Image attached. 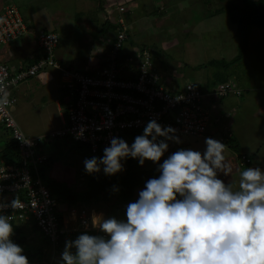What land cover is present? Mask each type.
<instances>
[{"label":"clouds","instance_id":"clouds-1","mask_svg":"<svg viewBox=\"0 0 264 264\" xmlns=\"http://www.w3.org/2000/svg\"><path fill=\"white\" fill-rule=\"evenodd\" d=\"M121 5L124 6L123 3ZM122 14L128 16L126 7ZM115 30L111 33L113 38ZM104 58L98 66L102 65ZM56 70L60 73L59 69ZM60 79L62 83L61 73ZM229 81L241 94L242 89L234 79L218 82L210 89L189 81L203 94L201 105L209 112L208 127L212 124L220 131L214 136L208 133L207 127V132L200 136L210 137L205 139L206 149L203 152L181 148L159 163L169 148L166 141L181 143L179 137L192 136L176 134V129L162 127L153 119L131 145L122 138L114 137L110 146L104 148L102 157L84 161L88 174L99 173L102 168L103 173L110 176L123 171L122 161L129 157L138 159L141 166L148 160L158 164L159 175L149 178L138 191V198L126 205V218L94 213L92 227L101 234L85 231L74 240L65 241L59 264H264V170L247 167L239 173L238 183L235 184L225 183L219 178L220 173L230 176L232 172L225 153L227 140L232 139L234 133L231 130L232 136L220 142L218 137L224 135L221 126L213 123L214 116L204 104V99L214 104L224 98L205 94ZM230 95L235 94L225 97ZM5 130L9 135L7 140L12 139L17 146L18 159L15 162L20 160L23 164L17 142L9 130ZM40 146V143L36 145L35 153L46 155L38 150ZM239 153L245 152L238 151L235 159ZM47 158L38 166L40 175V167L50 159ZM0 163L6 162L0 160ZM6 164L18 166L13 162ZM236 164L239 169H245L247 165L239 166L237 159ZM41 179L43 182L42 176ZM20 207L18 195L10 202L0 196V264H29L24 249L11 238L14 233L12 215L5 214L9 208L15 211ZM82 212L85 213L82 210L78 214Z\"/></svg>","mask_w":264,"mask_h":264},{"label":"built area","instance_id":"built-area-1","mask_svg":"<svg viewBox=\"0 0 264 264\" xmlns=\"http://www.w3.org/2000/svg\"><path fill=\"white\" fill-rule=\"evenodd\" d=\"M117 11L121 15L114 20L117 28L109 42L108 54L101 66L91 69L92 74L86 73L91 71L88 67L76 70L56 62L52 54L59 43L58 35L42 29L34 33L14 3H7L0 12V45L34 33L37 46L46 53L45 57L18 70L11 69L8 63H0V124L17 142L23 160L20 166L0 163V196L10 202L18 195L21 207L15 211L9 208L5 214L12 215L15 222L34 221L53 248L59 234H67L68 230L58 226L56 200L38 171V166L48 159L46 155L35 153L38 143L69 138L85 144L93 157H102L112 138L127 142L128 132L143 131L153 119L162 127L176 129V134L192 137L204 135L210 122L208 110L201 105L202 92L190 82L166 87L151 49L140 47L131 54L123 52L129 25L122 14L125 7L120 5ZM47 66L60 70L70 99L65 121L55 130L29 138L11 112L17 101L15 90ZM228 94H240L231 81L217 85L213 92L205 95L219 98ZM213 123L220 124L223 131L224 135L218 137L220 142L232 136L231 129L224 126L219 117H213ZM236 159L239 166L251 161L246 153L237 154Z\"/></svg>","mask_w":264,"mask_h":264},{"label":"rangeland","instance_id":"rangeland-1","mask_svg":"<svg viewBox=\"0 0 264 264\" xmlns=\"http://www.w3.org/2000/svg\"><path fill=\"white\" fill-rule=\"evenodd\" d=\"M105 1L106 0H102L100 2V0H94L95 9L93 10L92 8V10L95 12H86V17L92 15L97 20L96 23H92L88 25V27L96 26V28H98L101 25L99 20L103 21L105 19L104 15L110 14L105 13L102 9L97 12L99 2L105 4ZM117 1L125 3L126 0ZM151 1L153 2L151 3ZM157 1L158 0H139L140 3L145 4L142 6H140L141 4L139 2H133L136 5V9L139 10L134 11V13H129L128 17H130V19L132 17L144 18L146 11L149 19L153 23L151 25L147 23V21L141 23L140 27L145 32H129V40L137 42L138 45L141 44V42L152 44L148 46L152 47L151 52L154 56V61L160 60L159 64L163 65L164 69L173 66L175 71L180 72L178 76L180 82L185 83V81L192 79L190 76H192L193 73L212 78L211 81L214 80V84L224 79L221 78L220 74L224 66H220V62L223 61L224 63L230 61L238 53L239 47L238 32L236 30L237 24L232 23L230 16L238 17L241 8L248 7L249 4L243 3L241 0H160L159 3ZM187 1L191 2L186 4ZM111 3H113V1H111ZM21 6L20 12L25 17H28L29 20L34 21L35 15L29 13L31 11L30 7L27 5L24 6L23 4ZM71 8V11L68 8L62 9L65 14L61 16L53 14L52 17L54 21L59 23L63 22V20L72 21L71 24L67 22L66 25H61V27L59 25V27H57L59 31H61L62 27H66L60 33L61 45H64V49L67 48L66 45L69 47L67 48L69 50L76 49L75 51L73 50V52L77 53L75 57L83 61L85 55L88 53L86 49L87 43L84 40V32L77 29L74 24L75 19L78 18L74 16H80L79 12L84 9L80 5H74ZM216 10L217 12H215ZM163 12H165L164 14L172 13L166 17L168 22H164L165 15L159 18V13L163 14ZM97 15L101 18L97 19ZM155 22L157 24H155ZM136 29L138 30V27H136ZM105 37H111V40L113 38L110 33ZM161 41H164V45L167 44V49L168 44H170L169 51L166 54L161 53V51L157 49V45L159 47ZM245 43V55L239 61L236 60L235 62V68L239 67L240 69L239 80L242 82V78H244V84L245 79L250 81V79L258 77L257 81H260L259 78L262 75L264 80V28L261 26H252V28L249 29ZM96 45L98 44L96 43ZM78 51L82 53V55H78ZM230 55L234 56L230 58L228 57ZM92 62H94V60H92ZM85 67V65H82L80 68L84 70ZM45 75L46 72H40L33 80L30 79L27 83L20 85L16 91L17 102L11 107V112L20 129L26 136L31 138L33 137V133L40 134V128H45V130L48 131L51 123L57 124L54 122L56 119L54 115L56 117L57 113L55 114L53 111L54 105L51 99L53 96V89H41L36 87L37 82ZM57 83H59V88ZM53 85L60 92H66L65 94L67 96V90L61 82L54 81ZM25 92H27V94L23 95ZM41 93H43V97L38 99ZM44 111L48 112L44 113ZM51 112H53L54 115H52ZM50 115L53 119L52 122L51 119H48ZM256 126L259 127L260 125ZM260 127L262 128L261 134L264 137V124ZM250 129L254 130L255 125L253 124ZM6 133L7 131L5 128L0 124V148L4 146V142L8 139ZM158 139H163V137H159ZM166 142L170 146V141ZM127 143L129 144V139ZM40 145L38 150L50 157V161L44 166V176L47 181L59 183L61 188L66 191H79L84 188L83 186L88 176L84 161L89 154L85 144L72 141L69 138H55L49 143L40 142ZM262 148L264 149V145ZM263 152L264 150L262 153ZM163 160L164 158H161L159 163H162ZM255 161L256 160L253 161V164H256ZM122 163L125 167L123 161ZM143 166L155 171H157L158 168V164L148 160L145 161ZM243 170L244 169H241L239 173ZM122 172L123 171L120 173ZM230 176L232 178L226 179L225 175L222 173L219 174V178L224 180L225 183L227 180L231 182V179L233 181L232 184L238 183L239 175L237 173L236 176L231 174ZM141 189L142 188L137 189L136 193ZM116 195L118 196L119 194L110 191L103 192L95 200L79 203L76 207L84 206L83 209L85 213L83 214L85 217L82 213L78 214L76 211H71L63 216V226L68 230V236H66L60 247H57L54 251L52 248L48 250V261L54 259L51 264H59L65 241L74 240L79 234L83 233L81 230L84 232L87 231L89 234H101L97 229L92 227L91 217L94 213L103 214L104 217L115 216L118 219L126 218L125 210L128 202L122 201L120 195L119 198H117ZM58 205L61 207V203ZM72 232H76V234L70 236ZM28 236L30 243L37 244L39 242V238L34 233Z\"/></svg>","mask_w":264,"mask_h":264},{"label":"crops","instance_id":"crops-1","mask_svg":"<svg viewBox=\"0 0 264 264\" xmlns=\"http://www.w3.org/2000/svg\"><path fill=\"white\" fill-rule=\"evenodd\" d=\"M5 0H0V10L2 6H4ZM15 5L17 6L19 12L21 9V5L23 4L24 6L27 5L30 7L31 15H35V20H29L28 17H25L21 12V16L23 20L29 25L30 28L34 30V33L39 31V30H46V31H51L54 32L58 35L59 37V43L55 47L54 52H53V57L57 61H59L62 65L64 66H71L76 69L81 70V66L85 65L88 67L90 70L98 66L99 62L101 61L102 57L106 55L107 52V47L108 43L111 41V37H105L103 39V42H98V39L96 38L95 32H97L96 26L88 27V25L92 23H96L97 20L92 16L89 15L86 17V12L93 13L95 9L94 6V0H13ZM102 1V0H101ZM113 1V3H111ZM117 0H106L105 4L99 3V8L97 9L101 11H104L105 13H110V20L114 22V20L119 16L117 15V5H121L122 3L117 1ZM133 2H139V0H126L123 5L127 9V15L129 13H134V11H138L139 9H136V5ZM153 1H151L152 3ZM158 3L160 0L157 1ZM191 1H187L186 4L190 3ZM117 3V4H116ZM128 3V4H127ZM140 3V2H139ZM142 5H145L144 3H140ZM77 6L80 5L84 10H81L79 12L80 16H74L78 17L75 19V26L77 29H80L81 32H84V40L87 43L86 49L88 50V53L83 55L84 60L80 61L79 58H76L75 55H77L75 51L76 49L69 50V48L66 45V49H64V45H61V31L65 29L61 28V31L57 29V27H61V25H66L67 22L71 24L72 21H66L63 20V22H56L53 20V14L57 15H63L65 14L62 9H69L70 11L72 10V6ZM93 8V10H92ZM146 8V7H145ZM112 12V13H111ZM114 13V16H113ZM163 14L159 13V18H162L163 15L164 17V22H168L166 17L169 16L170 14ZM101 15V13H100ZM107 14L104 15V17L108 16ZM93 17V18H92ZM101 18L99 15H97V19ZM72 19V18H69ZM96 20V21H95ZM128 21V29H127V38L125 41V46L123 49L124 53L131 54L132 52L138 50L140 47H147L151 49L152 47H149L148 45L152 44H146L144 42H141V44H137V42L130 41L129 40V32H138V33H144L145 31L142 30L140 27L141 23H144L147 21V23H150V25L153 23L148 15L147 12L145 11V16L144 18L141 17H132L130 19H126ZM157 20V19H156ZM155 20V21H156ZM159 20V19H158ZM163 20V19H161ZM99 22H104L99 20ZM155 24H157L155 22ZM79 25V26H77ZM135 29H134V27ZM149 25V24H148ZM138 27V30L136 29ZM157 27V26H156ZM75 28V27H74ZM165 28V27H164ZM72 29V28H70ZM169 31V30H167ZM31 33L30 36L24 37V38H18L14 39L10 43L6 45H0V63H8L10 65V68L13 70H18L20 68L25 67L26 65L31 64L34 62L36 59L43 58L46 56V53L41 50L36 43L35 40V34ZM171 34V32H170ZM147 35V33H146ZM150 40V39H149ZM164 41L160 42V45L157 49L161 51V53L166 54L169 50V45L168 44V49H167V44H163ZM96 43L99 45H96ZM63 48H62V47ZM156 48V47H154ZM73 53V54H72ZM78 55H82L78 51ZM73 56V58H72ZM234 55H230L228 57H233ZM262 56V55H261ZM94 60V62H92ZM160 60H156L157 66L159 68V73L162 77V80L166 87H170V85L173 83L182 85L184 84L183 82H180L179 79V73L178 71H175L173 66H170L167 69H164L163 65L159 64ZM222 66V65H220ZM85 67V68H86ZM162 71H161V70ZM42 72H46V75L44 77H41V80L37 82L36 87H39L41 89L43 88H52L53 90V96H52V103L54 105L53 111L57 115H54V122L57 124H52L49 127L48 131L45 130V128H40V134L33 133V137H38L44 133H47L49 131L55 130L59 127H61L65 121V114L67 110V104L69 102L68 95L66 96V92L64 93L63 91L60 92L55 86L53 85L54 81H59L61 82L60 79V73L52 68V67H47L46 69L42 70ZM201 72V71H200ZM40 73V72H39ZM37 73V74H39ZM36 74V75H37ZM193 73L192 76H190L192 79L187 80L193 81L195 83H200L202 88H211L213 87L214 80L211 81L212 78L204 77L201 76L200 74ZM221 74V81L227 80V79H234L239 87L242 89V92L240 95H230L227 97H224L222 99H218L217 101L214 102V104H211L209 99H204V104L208 106L211 110V115L214 117H220L223 125L227 126L233 131V140L232 142H229L227 145V150H226V162L230 164L232 168L231 175H235L236 173L239 175V167H237L236 164V159H235V154L238 152L233 151V145L237 144L238 149L241 152H245L249 154L251 157V163L247 167H259L262 170H264V150L262 147L264 145V137L261 134L262 128L260 127L262 124H264V80H263V75L259 78L260 81L258 80V77L250 79V81L247 79L244 80L243 84V79L242 82L239 80L240 76V69L239 67L235 68V63L230 67V69L223 68ZM35 75V76H36ZM31 77L30 79L33 80L35 77ZM189 77V78H190ZM245 77V76H244ZM53 78V79H52ZM30 79L28 81H30ZM27 81V82H28ZM25 82V83H27ZM186 82V81H185ZM24 84V83H22ZM21 84V85H22ZM57 86L59 88V83H57ZM35 87V88H36ZM19 88V87H18ZM18 88L15 90H18ZM27 92H25L23 95H26ZM43 97V93L40 94L38 99H41ZM50 102V101H49ZM48 111H44V113H47ZM51 119V122L53 119L51 118L52 116H49ZM49 123V122H48ZM255 125V129H250L252 125ZM256 125H260L257 127ZM208 133L213 134L214 136L219 135L220 131L219 128L214 126V125H209L208 127ZM7 138H9L8 133H6ZM37 135V136H35ZM210 138L207 136L203 137H179L181 143H174L170 141V146L168 148V151L165 152L164 156L162 158L166 159L170 154L173 152L183 148V149H192V150H197L203 152L206 149V144H205V139ZM5 144V142H4ZM4 147V146H2ZM1 147V148H2ZM0 148V149H1ZM262 149V151H261ZM48 156V155H47ZM49 157V156H48ZM256 160V164H253V161ZM50 161V159L47 161V163ZM45 163V164H47ZM163 163V162H162ZM45 166V165H44ZM151 167V166H150ZM247 167L244 169L246 170ZM44 168V167H43ZM226 179L232 178L231 176H225ZM226 183H233L232 179L231 182L226 181Z\"/></svg>","mask_w":264,"mask_h":264},{"label":"trees","instance_id":"trees-1","mask_svg":"<svg viewBox=\"0 0 264 264\" xmlns=\"http://www.w3.org/2000/svg\"><path fill=\"white\" fill-rule=\"evenodd\" d=\"M241 1L243 3L249 4V6L241 8V12L239 13L238 17L230 16L232 23L237 24L236 30L238 32L239 47L238 53L230 61L224 63L223 61L220 62V65L224 66V68L226 69H230V67L236 62V60L239 61L245 55V41L247 40L249 29L252 28V26H261L264 28V0ZM2 2H4L5 6L10 1L5 0ZM4 6H2V8ZM2 8L0 12L2 11ZM215 12H217V10ZM109 17L110 15L107 17L105 16L104 22L101 23V25L97 29V32H95L94 34L97 35L96 38L99 40V42H103L105 36L109 33H113L117 28L116 24H114V22H112ZM126 19H129V17L127 16ZM109 47L110 44L108 43L107 52L109 51ZM86 73L92 74V70L87 71ZM142 134L143 131L128 132V134L126 135L129 139V145L134 142L136 136ZM232 141H234L233 138H229L227 140V144ZM233 151H239L237 144L233 145ZM92 157V155L88 154L87 159H90ZM16 159H18L17 146L12 139H9L7 140L3 150L0 152V160L6 163H17L18 166L22 165V162H20V160L15 162ZM123 162L125 164V167L122 173L118 172L115 175L109 176L105 175L101 168V171L99 173L88 174L85 180V185L83 186L84 188L79 191H66L65 189L61 188V185L59 183H56L55 181H47L44 176V166H41L40 171L41 176L44 180V185L50 191L52 197L56 200L55 215L57 216L58 226L62 228L64 214L70 212L71 210H76L77 213L81 212L82 210H84V206H80L77 208L76 206L79 203H86L88 201L95 200L103 192L110 191L113 193H118L122 201L124 202L129 203L135 201V199L138 198V193H136V190L139 188H143L145 182L149 178L158 177L159 175L157 171L152 170L148 167L141 166L138 159L129 157ZM248 165L249 164H247L246 167ZM119 195H116L117 198H119ZM59 203H61V207L58 205ZM12 223L14 227V233L11 238L14 243L20 245L24 249V255L27 256L29 264H51L54 259L50 261H48L47 259V253L49 252L48 250L52 248L51 241L41 232L34 221H12ZM81 232L84 231L81 230ZM32 233H34L39 238V242L37 244H32L29 242L30 239L28 235ZM74 234H76V232H72L70 236H73ZM67 235L68 234L66 233L59 234L54 249L60 247L61 243H63Z\"/></svg>","mask_w":264,"mask_h":264}]
</instances>
